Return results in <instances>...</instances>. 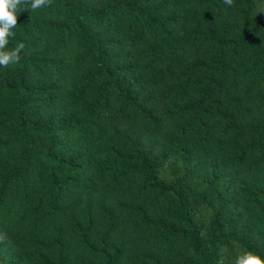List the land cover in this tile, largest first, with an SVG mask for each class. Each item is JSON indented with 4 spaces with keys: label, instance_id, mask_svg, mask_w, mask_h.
Instances as JSON below:
<instances>
[{
    "label": "trees",
    "instance_id": "1",
    "mask_svg": "<svg viewBox=\"0 0 264 264\" xmlns=\"http://www.w3.org/2000/svg\"><path fill=\"white\" fill-rule=\"evenodd\" d=\"M17 17L0 264L264 259V0H52Z\"/></svg>",
    "mask_w": 264,
    "mask_h": 264
},
{
    "label": "clouds",
    "instance_id": "2",
    "mask_svg": "<svg viewBox=\"0 0 264 264\" xmlns=\"http://www.w3.org/2000/svg\"><path fill=\"white\" fill-rule=\"evenodd\" d=\"M51 2L52 0H0V66L8 67L10 64L19 63L20 53L25 48V44L21 42L14 49L5 50L9 38L15 36L12 29L18 23V6L22 3H30V8L35 10L50 6ZM224 3L229 7L233 6V0H224ZM235 264H264V259L254 252L245 251L236 257Z\"/></svg>",
    "mask_w": 264,
    "mask_h": 264
}]
</instances>
